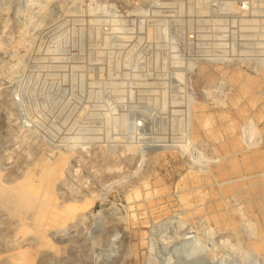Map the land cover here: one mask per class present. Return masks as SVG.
Returning <instances> with one entry per match:
<instances>
[{
    "label": "rangeland",
    "instance_id": "374dc122",
    "mask_svg": "<svg viewBox=\"0 0 264 264\" xmlns=\"http://www.w3.org/2000/svg\"><path fill=\"white\" fill-rule=\"evenodd\" d=\"M263 16L233 25L217 0H0V264L24 250L196 264L189 232L227 264L253 250L264 264ZM54 167L80 210L42 249L8 189Z\"/></svg>",
    "mask_w": 264,
    "mask_h": 264
},
{
    "label": "bare ground",
    "instance_id": "6f19581e",
    "mask_svg": "<svg viewBox=\"0 0 264 264\" xmlns=\"http://www.w3.org/2000/svg\"><path fill=\"white\" fill-rule=\"evenodd\" d=\"M70 140L71 138H65L63 142L66 143L67 141H70ZM75 142H79V141L75 140ZM192 143H196V142H192ZM66 159H67V155L66 157L58 158L57 165L59 166V165L65 164ZM55 170L56 169L54 167V169H49L46 172H44L45 173L44 179L40 183H34L30 181L29 180L30 178H29L24 181L22 180L16 186H13L12 188L8 189V200L7 201L9 202L12 215L16 219H18V221H20L21 230L23 231L30 228L28 226L29 222L33 221L32 228L37 227L40 232L38 235L40 239L39 242L41 243L40 248L42 249L43 247H46V248L49 247L50 249H52L54 246L53 243L51 244L52 240L49 238L47 233L54 229L59 230L60 227H65L70 222L72 223V221H74L75 218L79 215L78 211L80 210V208L79 210L76 209L70 203L69 199H63L61 201V198H59L56 195L57 194L56 190L58 186V182H57L58 181V170L56 171ZM71 172L72 170L70 169L69 174ZM61 178H62V175H61ZM192 234H194V232H189L185 234V238L183 235V238H184L183 241L188 242L187 245L183 244L187 246L186 249L184 248L185 249L184 254L187 257L186 259H188V262L191 260L193 262L196 259H199V263H196V264H200V263L201 264H227L226 260H224L225 257L219 258L218 256L214 255V252L217 249L216 246L218 244H216L215 247L212 245L213 248H210L211 246L208 247L207 245L208 240L206 239L204 240L202 238L199 239L200 243L198 242L199 241L198 240L197 241L198 243L194 242L193 244L192 240L195 238V236L193 237ZM61 237L58 240L63 241ZM196 237H197V234H196ZM190 241L192 244L190 243ZM196 243L197 245H195ZM213 243H210V245ZM180 244L182 243L180 242ZM35 252H37V250ZM35 252L34 253L31 252L30 254L28 250H24V251H20L15 256L7 255L6 258H4V264H36V258L38 257V254ZM133 253H135L134 250H133ZM256 256L259 258H256ZM260 259H261L260 254L257 251L253 250V252H249L244 257L239 258L238 262L239 264H262ZM188 264H192V263H188Z\"/></svg>",
    "mask_w": 264,
    "mask_h": 264
},
{
    "label": "built area",
    "instance_id": "2783aa9c",
    "mask_svg": "<svg viewBox=\"0 0 264 264\" xmlns=\"http://www.w3.org/2000/svg\"><path fill=\"white\" fill-rule=\"evenodd\" d=\"M222 21H226L224 17H232L231 24H239L246 27L249 17H253V14L257 10H262L264 13V0H217ZM264 16L262 17V19ZM137 129H143L145 126L143 122H137Z\"/></svg>",
    "mask_w": 264,
    "mask_h": 264
},
{
    "label": "water",
    "instance_id": "95a60500",
    "mask_svg": "<svg viewBox=\"0 0 264 264\" xmlns=\"http://www.w3.org/2000/svg\"><path fill=\"white\" fill-rule=\"evenodd\" d=\"M185 257H186V255H185ZM187 258V257H186Z\"/></svg>",
    "mask_w": 264,
    "mask_h": 264
}]
</instances>
